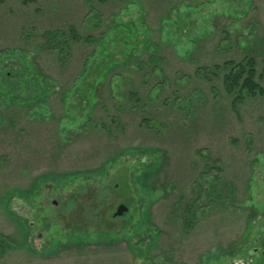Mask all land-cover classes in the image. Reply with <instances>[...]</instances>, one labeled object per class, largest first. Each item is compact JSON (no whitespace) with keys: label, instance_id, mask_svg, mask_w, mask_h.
I'll return each instance as SVG.
<instances>
[{"label":"rangeland","instance_id":"374dc122","mask_svg":"<svg viewBox=\"0 0 264 264\" xmlns=\"http://www.w3.org/2000/svg\"><path fill=\"white\" fill-rule=\"evenodd\" d=\"M92 1L0 6V264H263L264 0Z\"/></svg>","mask_w":264,"mask_h":264},{"label":"trees","instance_id":"16d2710c","mask_svg":"<svg viewBox=\"0 0 264 264\" xmlns=\"http://www.w3.org/2000/svg\"><path fill=\"white\" fill-rule=\"evenodd\" d=\"M40 1L41 0H0V6H4L9 2H15L24 6H29L37 4ZM87 3L93 5L92 0H87ZM89 20L93 21V23H95V26L97 24H102V16L100 15V13H93V15L89 17ZM121 25L122 24H118L116 27H120ZM124 26L127 27L126 25ZM68 32L72 35V38H75L78 35L77 30L74 27L69 28ZM108 33L109 31L105 32V38ZM65 34L66 33H63V36H65ZM59 35L60 31H51L46 33V37L49 41V47L54 46L56 48H59L62 44L69 42V39L63 41L58 38ZM85 41L91 45H104V41L101 38L98 39L87 37ZM148 43H151L149 42V39L146 42L147 46ZM255 49L256 48L250 49L240 61L228 60L222 65H216L213 68H204L198 71L199 74L203 75L206 79H210V77L214 75L222 81V85L226 94L233 97L232 106L234 110H236L239 106L249 100L264 97V87L262 85V82H264V61L262 62V68L259 71L258 58L256 56ZM8 53L9 52L7 51H1L0 58L4 57ZM102 53L105 52L102 51ZM10 55L14 54L11 53ZM24 71L25 69L23 70V72ZM42 95V97L29 96L28 99H22L21 97H16L12 94L8 96V100L11 103L19 102V105H32V103L38 101L43 102L44 99L47 97V94L42 92ZM135 95L137 96L138 94ZM186 210L188 209L186 208Z\"/></svg>","mask_w":264,"mask_h":264},{"label":"water","instance_id":"95a60500","mask_svg":"<svg viewBox=\"0 0 264 264\" xmlns=\"http://www.w3.org/2000/svg\"><path fill=\"white\" fill-rule=\"evenodd\" d=\"M127 209L128 208L125 205H121L116 212V216L123 215L127 211Z\"/></svg>","mask_w":264,"mask_h":264},{"label":"flooded vegetation","instance_id":"af4514ba","mask_svg":"<svg viewBox=\"0 0 264 264\" xmlns=\"http://www.w3.org/2000/svg\"><path fill=\"white\" fill-rule=\"evenodd\" d=\"M263 256H264V252H263ZM262 262H263V264H264V258H263Z\"/></svg>","mask_w":264,"mask_h":264}]
</instances>
